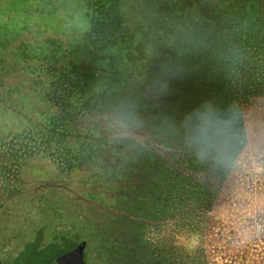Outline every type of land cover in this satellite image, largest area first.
Wrapping results in <instances>:
<instances>
[{
    "label": "trees",
    "instance_id": "obj_1",
    "mask_svg": "<svg viewBox=\"0 0 264 264\" xmlns=\"http://www.w3.org/2000/svg\"><path fill=\"white\" fill-rule=\"evenodd\" d=\"M132 3L133 25L142 23L136 54L121 56L120 48L134 44L129 35L111 34L115 19L107 32L97 19L94 40L104 47L93 43L95 73L52 68L45 88L34 81L41 88L34 87L28 126H0L13 129L2 138L7 146L19 145L0 160H50L47 185L32 200L63 209V226L49 237L33 203V217L1 230L3 245L18 246V264H52L83 242L88 264H173L172 248L147 243L148 228L166 214L173 194L176 204H212L210 188L221 192L247 142L249 112L264 116V0ZM39 101L49 107L45 118ZM73 169L79 175L71 183L58 182ZM36 181L27 178L24 189Z\"/></svg>",
    "mask_w": 264,
    "mask_h": 264
},
{
    "label": "rangeland",
    "instance_id": "obj_2",
    "mask_svg": "<svg viewBox=\"0 0 264 264\" xmlns=\"http://www.w3.org/2000/svg\"><path fill=\"white\" fill-rule=\"evenodd\" d=\"M139 1L0 0V126H28L33 113L32 102L36 99L33 97L38 94L34 90L38 86L34 81L40 79L45 88V75L47 77L52 68L59 74L70 71L76 77L81 76L80 71L95 73L94 34L100 30L93 26L97 19L104 21L101 26L103 32L109 31L111 21L115 19L116 28L111 34L115 31L117 36L129 35L130 43L134 44L120 48L121 56L125 55L123 52L136 54L142 48L139 43L142 23L134 27L137 11L127 5L133 2L132 7L137 9ZM95 44L104 47L103 44ZM36 106V111L44 118L49 114L46 102L39 101ZM251 108H255L254 105ZM247 119V142L221 192L219 187L210 188L214 195L212 204H202L203 207L192 201L186 204L183 199L176 204L173 194L166 214L148 228L147 243L156 248L161 245L172 248L173 264H264V116L251 110ZM12 130L0 127V155L19 147L17 142L9 147V139H2ZM15 132L18 133L14 130L13 134ZM30 156L0 160V179L6 184L0 187L2 264H18L16 258L14 261V254L19 249L16 243L2 244L1 230L6 225L8 228L18 227L28 216L33 217L30 203L40 217L36 221L44 228L48 227L47 237L63 226V209L56 206L52 212L45 203L39 204L41 197L32 200L35 199L32 193L41 188L40 184L47 185L43 182L46 177L43 169L47 170V164L53 163L40 155L35 159H30L34 157ZM4 166H7L6 172ZM63 172L67 178H59L61 184L71 183V177L79 175L76 169ZM27 178L31 181L37 179L36 182L40 183L32 184V190L30 187L24 189ZM217 183L219 185L218 180ZM73 202L75 205L76 201ZM85 214L88 216L89 212L85 210L78 214L80 220L85 219ZM58 252L59 248H56L54 254ZM19 264H48V261L27 259Z\"/></svg>",
    "mask_w": 264,
    "mask_h": 264
},
{
    "label": "water",
    "instance_id": "obj_3",
    "mask_svg": "<svg viewBox=\"0 0 264 264\" xmlns=\"http://www.w3.org/2000/svg\"><path fill=\"white\" fill-rule=\"evenodd\" d=\"M86 243H81L73 251L67 252L63 256L57 258L52 264H88L84 259V250ZM0 264L1 260H0Z\"/></svg>",
    "mask_w": 264,
    "mask_h": 264
},
{
    "label": "built area",
    "instance_id": "obj_4",
    "mask_svg": "<svg viewBox=\"0 0 264 264\" xmlns=\"http://www.w3.org/2000/svg\"><path fill=\"white\" fill-rule=\"evenodd\" d=\"M6 184L3 183V181L0 179V187H4Z\"/></svg>",
    "mask_w": 264,
    "mask_h": 264
}]
</instances>
